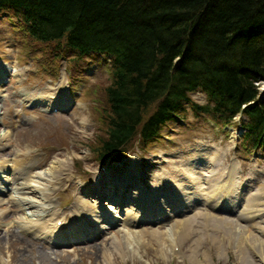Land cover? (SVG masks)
Masks as SVG:
<instances>
[{
  "label": "trees",
  "instance_id": "trees-1",
  "mask_svg": "<svg viewBox=\"0 0 264 264\" xmlns=\"http://www.w3.org/2000/svg\"><path fill=\"white\" fill-rule=\"evenodd\" d=\"M5 9L23 16L34 42L63 40L116 58L106 151L127 141L153 106L147 134L197 88L228 116L255 100L264 81V0H0ZM251 111V130L262 136L264 99Z\"/></svg>",
  "mask_w": 264,
  "mask_h": 264
},
{
  "label": "rangeland",
  "instance_id": "rangeland-1",
  "mask_svg": "<svg viewBox=\"0 0 264 264\" xmlns=\"http://www.w3.org/2000/svg\"><path fill=\"white\" fill-rule=\"evenodd\" d=\"M3 30V28H0V49L3 48L2 52L5 56H17V42L19 41L9 30ZM104 74H107V72L104 71ZM107 81V78H102L94 90L95 112L93 117L87 111L86 114L80 113L71 118V128L77 127V131L80 133L79 139L72 140L69 137H65V133H61L51 139L46 131L41 133L34 130L24 132L21 135V144L24 147H32L39 143H41L40 146H43L51 144L52 141L58 142L61 144L60 148H62L60 154L65 155L68 152L66 156L59 155L60 158H68L70 155L71 158L75 156L85 159L83 157L85 152L99 148L100 141L105 138L98 116L107 107V96L104 93L105 89L110 85ZM195 98L199 102L203 100V97L198 95ZM0 112L2 113L1 116H3L2 109ZM83 119H85V124H82ZM91 165V161L86 162L87 169ZM85 183L88 184L89 181ZM191 220L197 221L196 218ZM251 234L253 233L249 229L245 233H241L240 231L227 228L214 219H201L193 226L189 236L187 235L182 240L178 238L177 243L180 240L181 242L173 250L168 239L159 241L158 238L151 237L148 234L145 238L147 240L146 243L150 242V245H148V249H143V258L134 253L129 255V251L126 250V256L115 254L113 260L105 261L103 258L96 256V250L92 251V247H88L90 252L86 250L70 254V259L66 264H82L87 256L93 259L90 264H250L251 261H254L255 264H264L259 259L258 249H256L252 241L253 236ZM109 240V237H106L102 242L108 243ZM12 243L9 246L4 241L0 242V264H32L33 259H37L43 264H56L41 255H34L33 247H29L26 240L16 241L13 239ZM95 246L102 251L100 244ZM107 247L111 252H114L109 243ZM165 253L166 255H164Z\"/></svg>",
  "mask_w": 264,
  "mask_h": 264
},
{
  "label": "bare ground",
  "instance_id": "bare-ground-1",
  "mask_svg": "<svg viewBox=\"0 0 264 264\" xmlns=\"http://www.w3.org/2000/svg\"><path fill=\"white\" fill-rule=\"evenodd\" d=\"M0 115H1V112H0ZM5 136H8V133H6L4 137ZM79 137H80V133L77 131V127H74L70 132L69 138L72 140H75L76 138L79 139ZM69 160L70 159L64 162L56 161L42 175H37V177H41L40 182H39V188L35 187L36 186L35 184H31L32 186L29 189V194H34L40 190V196H37L36 199L33 198L31 200L23 199V201H29L33 204V206L23 207V209L28 211L27 214L34 216L36 213H42L43 210L47 206H49L48 199L50 197V194L48 193V191L53 192L55 183L56 182L60 183L65 178V175L69 171ZM152 194L159 195L158 192L152 193ZM226 202H227L226 200L219 199V203L217 204V207L218 205H221L222 207H224V203ZM257 204H258V207H257L258 213L261 214L262 212H264V210L261 207H259V205H261L262 203L260 202ZM110 208L116 209L113 205H110ZM229 208L234 209V207H232L231 205ZM4 213L5 211H3L1 215ZM201 215H204V214H201ZM217 220L219 219L217 218ZM222 221H225V220H222ZM238 221L244 223L243 220H238ZM44 224L46 223L44 222ZM222 224L225 225L229 229L240 231L241 233H245L247 229V226L243 227L240 225V223H235L230 220L225 221ZM259 224L260 222H256L252 226L253 228L257 230V233L253 232V238L252 237L251 238H252L253 243L256 246V249H258L257 251L260 254L259 258L261 262L264 263V228L260 227ZM193 226H194V222L191 223V221L189 220L187 222H184L183 224H179V225L176 224L175 226L170 228L167 232L161 233L157 236H159L158 238L161 240L168 239L171 242V245H170L171 249H174L176 248V246H178L177 244L181 242L182 238L185 239L187 235L191 234L190 230ZM133 232L126 231L127 236L124 237L126 240V244L132 243L133 241H136L140 244V242L144 240L143 235H141L140 233L131 235V233ZM178 238L181 240L177 244H175ZM147 243L148 244H146V246L150 245V242H147ZM110 247L113 248L115 253L111 252L108 249V247H106L101 252L98 253V256L103 258L105 261H111L115 257V254L126 256V250L129 251V255H131V253H134L135 255L139 256L140 249L144 248V246L140 244L137 247L138 250L133 249L132 247H130V245H128V247L123 249L124 242L120 241V239H115L111 243ZM164 255H166V253ZM250 264H255V263L251 261Z\"/></svg>",
  "mask_w": 264,
  "mask_h": 264
}]
</instances>
